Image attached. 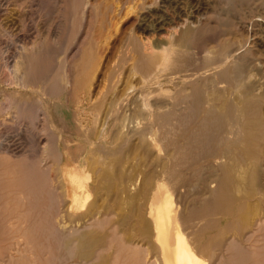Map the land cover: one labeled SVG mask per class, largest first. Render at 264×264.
<instances>
[{
    "label": "bare ground",
    "instance_id": "1",
    "mask_svg": "<svg viewBox=\"0 0 264 264\" xmlns=\"http://www.w3.org/2000/svg\"><path fill=\"white\" fill-rule=\"evenodd\" d=\"M11 1L10 6L18 4L17 1L16 3L14 0ZM174 1L162 0L164 4ZM239 2L243 4L241 8L243 11L238 13L241 15H236L238 16L236 22L232 23L231 27L229 25L225 36L222 35V39L216 42V47L205 50L204 63L202 62L201 65L197 64V59H194V62L197 60L195 64H189L183 59L185 55L178 57L180 48L176 50V57L172 58L170 49L172 45H182L194 38L191 36L194 32L191 28L182 31L177 39L172 37L175 39L173 42L165 40L168 44L166 46L151 37L136 34H126L128 36L122 39L120 54L117 52L116 59L114 56V59L111 57L113 59H110L111 69L107 67L109 71H113L109 73L110 76L108 74L112 88L105 89L108 84L106 80V85L104 84L106 81L101 84L106 90L102 97L95 100L92 98L94 101L98 100L96 101L97 116H99L97 118L100 120L94 131L96 146L92 145V148L90 145L92 148L89 152L90 156L87 155L89 158H86L87 161L89 160L88 164L96 169L91 170L94 172L91 174L93 185L90 186L87 182L90 171L85 170L84 176L81 173L56 168L60 172L62 178L60 185L66 198L63 208L65 214L62 212L57 215V220L54 217L57 221L54 228L57 230L52 231V234H55V231L58 233L55 240L57 264H87L95 257L99 258L97 261L94 259L95 264H260L264 262V252L257 251L259 243H262V248L264 247V76L263 73L261 74L264 68V0H239ZM140 3L142 4L140 10L144 9V13L138 18V28L152 33L163 29V25L170 19L163 9L165 5L159 7L158 4L159 9L155 11L150 10L151 2L146 5L142 0ZM85 4L87 0L73 2L76 7H84ZM117 5L119 6V3ZM118 6L115 8L117 11L120 10ZM11 9L15 10L14 7ZM187 17L179 20L182 23L187 22ZM171 33L170 35L173 34ZM91 57V53L88 52L75 65L85 67L87 66L85 62L88 61L87 59L91 61ZM64 60L58 64L62 71L55 75L53 82H49L53 89L67 87L70 82L64 72V69L66 71L70 67L65 68L68 61ZM88 64L89 67L91 62ZM19 66V61H16L15 67ZM83 73L85 74L84 71ZM92 76L95 78L94 74ZM90 84L91 87L92 83ZM89 90L91 92V89ZM171 92L174 95H171ZM51 93L52 91L50 95ZM86 140H89V136ZM128 148L133 149L134 154L137 153L138 158L130 153L135 160L137 159L135 162L139 163H133L134 166H142L141 170L137 166L139 168L137 174L134 170L128 169L135 173V177L134 173H131L132 176L128 175L133 177L132 179L130 177V180L123 171L130 162L127 164L124 162V159L127 160L131 156L124 155V151L127 154ZM46 152L51 154V151ZM28 158L31 159L32 156ZM45 162V158H40V165L44 166ZM16 163H12L14 167L19 164L15 165ZM26 163L23 162L24 165ZM123 163L124 169H122ZM15 169L11 167L12 171ZM20 170L19 168L17 171ZM21 172L24 173L23 170ZM21 172L14 187H21L27 182L23 180V175L27 176L29 173L25 174V172L22 175ZM19 179H22L20 182H26L19 183L21 186H18ZM26 179L29 180V177L27 176ZM31 180L35 182L33 177ZM6 182L10 181L6 180ZM37 182L39 185L40 182L38 180ZM30 187L26 190L29 189L27 192L31 190L33 193L34 189ZM92 188L96 191L101 189L109 196V202L107 201L108 204L105 206L107 212L120 208L121 213L116 215L115 219L120 215V220L118 219L120 224L127 227L126 230L123 227L126 242L128 244L130 242L127 246L129 247L135 239L144 246V253L138 258L137 263L131 260L128 249L123 248L124 244L117 253H113L106 237L94 231L92 227L94 223L86 226L89 229L93 228L91 231L88 228H81L83 230L79 229V231L78 226L77 228L72 226L73 229L76 228L73 230L70 226L72 223L70 225V222L67 223L66 214L71 215L78 211L85 217L90 212L93 207L89 206L93 203L90 201L93 197ZM105 194L104 199H106ZM253 213L254 216L250 218V214ZM71 216L69 218L74 219V215ZM103 216L105 217V214ZM74 220L77 222L76 219ZM85 221L88 223L87 219ZM250 232L252 233L249 234ZM121 233L123 235V232ZM119 237L121 239L122 236ZM96 247H103L104 253L96 256L95 252L96 254L98 252V249L95 251ZM134 255L133 258H136Z\"/></svg>",
    "mask_w": 264,
    "mask_h": 264
},
{
    "label": "rangeland",
    "instance_id": "2",
    "mask_svg": "<svg viewBox=\"0 0 264 264\" xmlns=\"http://www.w3.org/2000/svg\"><path fill=\"white\" fill-rule=\"evenodd\" d=\"M10 1L11 0H0V264H55L56 262L58 263L55 248V240L58 233L55 231V234H52V231L54 232L56 229L54 227L57 225V215L64 212L63 208H65L66 203V198L63 196L64 192L60 185L62 184V178H60V172L56 168L67 172L73 171L75 173H81V175L84 174V176L85 170L90 171V175L94 173L91 172V170L95 169V167L92 168V166L88 164L89 160H86V158H89V152H91V149L95 145L94 141H97L95 139L94 131L100 124V120L97 118L99 117L97 116L96 104V101L98 100H94L101 98L103 93L106 90L111 89L113 86L111 81H109L110 78L108 79V74L113 72L112 70L109 71V69H111L110 59L113 60L117 55V52L120 51L119 48L122 39L130 34H136L143 37H151L166 46L168 45V40L170 42L175 41V39L181 36L182 31L186 28H191L194 31L191 36H194L193 39L195 41L192 39L182 45H172L170 47L172 58L176 57V50L180 48L181 50L179 49V54H177L178 57L185 55L183 59L188 61L187 63L195 64L198 60L199 63L197 62V64L201 65L205 50L207 48L216 47V42H218L219 39H222V35L225 36L229 25L231 27L232 23L234 24L237 17L241 15V13H238L243 11L241 10L243 4L242 2H239V0H175L172 3L166 4H164L162 0H147V3L146 0H144V4L146 5L154 1V3L157 4L155 5L152 3L150 10L157 11L159 9L157 7L158 4L159 7L165 5L163 9L171 19V21L169 19L163 25V29H159L157 33L153 32L154 35H152V31H142V29L138 28V18L144 13V9L141 8L140 10V7H142L140 2L142 0H133L135 1L134 3L132 0V2L130 0H115V2L114 0H87V4H85L86 6L84 5V7L74 6V0H14L15 3L16 1L18 2V4L16 3L14 6H10ZM118 3L119 6L117 5ZM131 3L133 5H131ZM136 3L139 7H137L138 5ZM115 5L118 6V10L120 8L119 11L115 9ZM12 7H14L15 10H12ZM217 13L218 15H216ZM108 14L110 15L109 17ZM237 14L238 16L236 17ZM104 15L105 17H103ZM83 16L84 18H82ZM186 17L187 22L182 23L181 20H179L180 18ZM193 21L195 23H191ZM177 26L178 28H176ZM170 33L172 35H170ZM155 35L157 37H155ZM106 37L108 40L105 39ZM172 37L176 38L172 39ZM182 49L187 50L185 51ZM88 52L91 53L92 57L91 61L89 59H87L88 61L85 60L86 62L84 61L87 66H76L75 63L84 58ZM182 52H185V54ZM111 57H113V59ZM194 59L197 60L194 62ZM63 60L65 62L68 61V65H66L67 67L65 68L67 69L70 67L69 70L65 71L64 69L70 82L67 87H58V89L55 88V90L51 87L49 82H53V78L56 77L55 75L62 71L58 64L63 62ZM16 61H19V67H15ZM89 62H91V64L88 67ZM107 67L110 68L108 69ZM263 71L264 68L261 72L264 76ZM93 74L95 75V78L92 76ZM104 75L106 79L103 77ZM89 79H91L92 82ZM106 80L108 81V84ZM105 81V85H110V87L107 85V87L105 86L106 90L103 89L104 86L101 85ZM90 83H92L91 87ZM174 85L175 83L172 84L173 87ZM89 89H91V92ZM51 91L52 93L50 95ZM99 92L100 94L102 92V94H98ZM172 93L173 92H171V95H174V93ZM97 94L100 97H97ZM92 98H94V100ZM87 136H89V140H86ZM108 138L109 137H107V139ZM90 140L92 141L90 142ZM131 141L133 142V140ZM90 145L91 147L93 145V147L91 148ZM45 150L51 151V154L47 153ZM132 151L133 149L128 148L127 154L126 151H124V155L129 156L131 155L130 153H133ZM133 154L129 157L127 156L129 159L126 156L127 160L124 159L126 164L129 161H133L128 163L130 166L127 165L124 169L123 167L125 164H122V169H124L123 171L129 180L132 176L131 173L135 172L137 174L139 168L140 170L142 168L141 165L134 166V164L139 163L138 161L137 163L135 162L137 160H135V157L138 158L136 156L137 153L134 154L135 157ZM28 156H32V158L29 159ZM40 158L46 159L44 166L40 165ZM130 158L133 159L131 160ZM21 160H25L23 161L24 164L27 161L26 165H24ZM12 163H16L15 165L19 164L14 167ZM22 164L23 167L21 166ZM30 164L32 166H30ZM86 164L89 165L90 170L87 168L88 165ZM18 166L21 169L20 171H17L19 170ZM11 167L14 169L17 167V169L12 171L13 169L11 170ZM42 168L45 172H43ZM128 169L134 170V172L129 171ZM22 170L24 173L26 172L25 174L29 173L27 174L29 180L26 179V175V177L23 175L24 173L21 172ZM19 172L22 173L23 180H27V182H20L22 179H19V182H17L18 186H21L19 183L25 184H22L21 187H14L16 180L21 176ZM135 173L133 175L134 177ZM90 175L87 182L91 186L94 181L92 182V175L91 177ZM32 177L35 182L31 180ZM41 177H43V179ZM132 178L133 177H131V179ZM6 180L10 182H6ZM37 180L40 182L39 185ZM27 183L28 185H26ZM54 185L56 188H54ZM26 186L28 188L33 186L32 188L30 187V189H34L35 192L33 191L32 193L30 190L28 193L27 191L29 189L26 190ZM2 187L4 188L2 189ZM68 187L71 188L69 184ZM40 188H42L43 191L39 190ZM101 191V189L96 191V189L92 188L91 196L93 197L90 198V201L93 203L91 204V202H89L91 204L89 206L93 207H91L90 212L85 217L83 213L78 211L75 212L76 214H71L74 215V219H76L77 222L74 219H70L72 217L71 215L66 214L67 223L70 222L69 225L72 223V225H70L71 227L73 226L77 228L78 226V230L86 229L88 228L86 227L87 225L94 223L93 226H90L94 228L96 233L102 234L106 237V240L111 244V251H113V253H117V250L122 244H124L125 246L122 245V247L124 246L123 248L126 247L125 249H128L129 255L131 254V260L136 262L144 253V246L141 243H138L136 239L131 242L132 246H127L130 244V242L129 244L126 242V235L124 234L127 227L120 224V215L119 217H116L117 221H115V216L120 214L121 210L120 208H116L117 210L114 209L111 212H107L105 206L108 204L110 198L103 193L104 191ZM17 193L20 194L18 195ZM104 194L106 199L103 198ZM98 200L101 203H99ZM94 204L96 206L99 205L96 207ZM13 206L14 208H12ZM117 211L119 212L117 213ZM104 214L105 217L103 216ZM250 215L251 216L249 217L252 218L254 213ZM86 219L88 223H86ZM98 220H101V224H99ZM115 223L116 227H114ZM29 227H31V229ZM123 227L125 230H123ZM76 228L73 230H76ZM92 229L88 228L90 231ZM49 230H51V232ZM99 231H102V233ZM121 232H123V235ZM118 233H121V235ZM251 233L252 232L249 234ZM119 236H122L121 239ZM110 239L113 241L111 242ZM261 244L262 243L258 244L257 251L264 252V247L262 248ZM97 249V254L95 252L96 256L105 251L103 247H96L95 251H97ZM224 253H226V251ZM133 255L137 259L133 258ZM94 259L97 261L99 258L97 257L96 259L95 257ZM94 259L89 261V263L87 262V264H95L96 261ZM260 264H264V262H261Z\"/></svg>",
    "mask_w": 264,
    "mask_h": 264
}]
</instances>
